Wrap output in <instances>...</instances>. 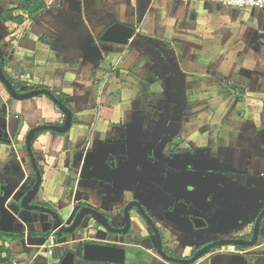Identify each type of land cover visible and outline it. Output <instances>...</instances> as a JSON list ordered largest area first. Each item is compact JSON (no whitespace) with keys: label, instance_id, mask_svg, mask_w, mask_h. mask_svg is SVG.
Wrapping results in <instances>:
<instances>
[{"label":"crops","instance_id":"0c3cea01","mask_svg":"<svg viewBox=\"0 0 264 264\" xmlns=\"http://www.w3.org/2000/svg\"><path fill=\"white\" fill-rule=\"evenodd\" d=\"M21 1L0 0L3 73L17 93L46 89L72 113L67 131L31 138L42 175L32 204L69 224L89 206L122 227L135 201L157 225L164 251L183 259L214 240H250L264 210V8L40 0L35 11L20 9ZM11 9L14 20L4 21ZM114 22L133 27L127 44L100 40ZM65 121L46 95L14 100L0 82V258L60 264L59 248L92 241L174 264L159 257L134 207L126 235L97 225L100 235L76 232L62 243L49 214L20 207L35 183L29 130ZM191 264H264V217L252 246H219Z\"/></svg>","mask_w":264,"mask_h":264},{"label":"water","instance_id":"95a60500","mask_svg":"<svg viewBox=\"0 0 264 264\" xmlns=\"http://www.w3.org/2000/svg\"><path fill=\"white\" fill-rule=\"evenodd\" d=\"M133 27L121 22H114L108 25L100 34L99 38L101 41L112 42L117 44H127L128 40L132 37ZM0 82L5 87L9 96L14 100H25L31 97L44 94L46 95L58 108L64 113L66 121L63 127L59 128L57 126H52L48 124H41L31 128L25 138V149L29 158V162L35 176V183L32 189L21 198L20 207L24 210H35L42 213L49 214L53 218V230L59 234V242L62 243L66 240V236H69L74 233H78L80 236L89 235V236H98L101 234V231L98 230L97 225H100L103 229V233H109L112 235L124 236L128 233L131 228L132 221L130 216V209L132 207L136 208L140 218L150 227L151 231L155 237V250L159 257L167 262L174 264H191L199 259L201 256L206 254L209 250L219 247V246H252L257 241V236L260 229V224L264 217V210L259 214L252 233V238L250 240L244 239H218L214 240L205 246L198 249L190 258L183 259L174 257L167 254L162 246V236L159 232L157 225L154 223L152 218L145 212L140 204L135 201H131L125 206L123 210V219L124 225L122 227H116L112 222L102 214L101 212L89 207L84 206L80 208L76 213L75 218L71 224L66 223L65 218L60 216L53 209L32 204V200L35 198L39 185L42 180V175L40 169L35 160L34 154L31 149V138L34 134L41 130H53L55 132H65L67 131L72 124V113L71 110L65 106V104L59 100L54 94L46 89H35L31 90L24 94H19L16 92L11 82L5 76L1 66L0 58ZM72 217V216H71ZM70 218H67L69 220ZM194 218L192 221L196 224ZM64 236V237H62ZM76 245V244H75ZM56 257H59L60 264H77L80 260L88 261H99L107 262L114 264H123L126 259L127 249L121 245L108 244L103 242H92L84 241L78 243L75 248H59Z\"/></svg>","mask_w":264,"mask_h":264},{"label":"trees","instance_id":"16d2710c","mask_svg":"<svg viewBox=\"0 0 264 264\" xmlns=\"http://www.w3.org/2000/svg\"><path fill=\"white\" fill-rule=\"evenodd\" d=\"M44 6L40 0H27L26 2L21 1L19 4L20 9L24 10H38ZM13 10H7L3 16L4 21L14 20L12 16ZM1 251V250H0ZM6 258H0V263L4 264ZM126 261L128 264H154L153 257L147 251L140 248H128L126 252ZM79 264H114L99 261H88L80 260ZM125 264V263H124Z\"/></svg>","mask_w":264,"mask_h":264},{"label":"built area","instance_id":"2783aa9c","mask_svg":"<svg viewBox=\"0 0 264 264\" xmlns=\"http://www.w3.org/2000/svg\"><path fill=\"white\" fill-rule=\"evenodd\" d=\"M231 7L264 8V0H213ZM48 253L52 255V250ZM2 264V263H0ZM8 264V263H4Z\"/></svg>","mask_w":264,"mask_h":264},{"label":"rangeland","instance_id":"374dc122","mask_svg":"<svg viewBox=\"0 0 264 264\" xmlns=\"http://www.w3.org/2000/svg\"><path fill=\"white\" fill-rule=\"evenodd\" d=\"M124 263H125V264H128L126 260H125V262H124ZM124 263H123V264H124Z\"/></svg>","mask_w":264,"mask_h":264}]
</instances>
